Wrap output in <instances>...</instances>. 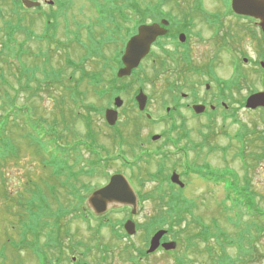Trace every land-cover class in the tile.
Listing matches in <instances>:
<instances>
[{
  "label": "rangeland",
  "instance_id": "obj_1",
  "mask_svg": "<svg viewBox=\"0 0 264 264\" xmlns=\"http://www.w3.org/2000/svg\"><path fill=\"white\" fill-rule=\"evenodd\" d=\"M110 1L68 0L65 9L60 12L55 11L58 15L49 17L54 22L49 34L50 39L47 41L33 37V41L29 43L31 54H23V62L27 63L28 68L33 66L40 70L36 72V80L31 78L32 89L24 88L27 82L25 78H23L25 81L19 82L24 71L20 70L18 58L9 55L5 46H3L5 51H0L4 54L0 57V264H41L36 251L23 245L16 247L12 245L20 241V224L17 215L13 213L16 214L23 209V206L14 203L12 199L21 197L26 200L31 197V190L38 191V189L48 196L54 206L57 201L65 203L67 199H71L74 204V210L63 220L64 230L69 231L68 237L64 238L63 250L70 256L82 255L90 264H178L180 257L185 256V239L182 242L176 240L171 231L168 235L172 240L177 241V248L171 252L156 251L147 256L145 252L149 248L153 233L141 227L157 214L160 205H164L157 200L162 196L153 199L151 194L153 195L152 192L155 191L158 195V189L167 190L170 194L172 188L169 184L173 170L184 175L182 180L186 186L182 190L179 187L175 189L189 200L185 203L178 202L177 209L184 214L188 212V206L192 209L182 226L188 227L189 234L196 233L201 228L204 230L205 225L211 228H206L211 235L219 232L220 229L224 232V235L219 237L216 234L218 240L215 237L210 242L198 241L197 245H192L194 251L191 249L189 254L192 259L186 261V264H213L210 256L205 252L207 247H213L216 252H220L219 248H221L222 253V247L225 246V252L233 260L244 259L245 250L249 248L256 254L264 255V232L260 234L253 230L251 233L250 230L256 218L251 217L248 209L242 207V204L239 205L241 209L233 208L232 202L226 199L224 182L210 180L224 176L229 179L228 181L234 182L235 188L239 186L237 188L251 189V194L255 196L256 202L261 203V209L264 211V111L247 109L244 104L251 93L264 90V71H260L259 68L256 70L252 60L257 55L260 45V42L256 43L254 36L256 34L261 37L263 33L252 19L251 21L234 19L228 15L222 16L227 28L230 27L235 35V40H232L231 44L240 54L236 55L240 56L242 77L240 80L233 79L234 69L226 55V50L223 49L220 55L222 63L216 68V74L221 81L217 82H221V86L227 88L237 86L233 91L226 92L227 96L224 98L231 106L229 115L232 116L233 109L236 108L235 117L217 115L209 121V118H205L207 115H203L204 118L189 119L185 127L173 128V130L170 122L152 123L142 119L140 124L144 139H148V133L163 134L164 142L156 145L151 143L144 146L137 145L135 149V155L141 154L146 162L133 173L135 180L140 178L142 182V184L137 183L143 197L139 212L135 216V221L139 223L137 232L130 236L124 231V235L119 233L122 237L114 233V227L117 232L123 227L122 222L127 215V210L123 207L110 211L111 224L110 226L103 224V228L101 222L92 221L86 211L87 216H82L75 210V204L80 202L81 205L85 204L88 195L108 180V175H104L103 167L105 166L108 173L116 168L113 164L116 163L115 160L111 161L109 166L106 162L108 159L103 160V158L116 156L121 152L119 148H113V139L109 137L112 129L107 127L104 117L105 107L109 105L110 99L106 94L103 95L104 98H99L93 90L94 75L104 81L98 88H105L110 82L112 67L118 64L117 43H122L121 41L127 38L131 30H134L133 22L124 24L122 33L121 30L118 32L113 30L112 32H116L117 36L121 34L118 41L107 40L106 34L102 35L104 30L98 25L101 16L97 6L98 9L99 7L106 9L111 5ZM138 1L147 4L151 0ZM178 1L195 2V0ZM203 3L210 12L218 11L222 14L229 12L225 6L226 0H203ZM170 8V5L165 6V11ZM32 12L25 14L28 21L24 20L22 24L24 30H15L17 43L25 41V30L29 28L31 21L34 34H39L41 37L40 34L44 33L45 27L44 14L55 13L51 10H46L44 13ZM3 13L5 15L0 16V41L6 45L9 44L6 36L8 28L3 20L8 19L9 12ZM197 29L201 30L205 38H209V46L205 43L203 50L208 51L211 56L218 42L216 39L211 40L213 31L210 25L206 26L200 21L197 23ZM102 52L105 57H102ZM86 55L90 57L84 62L87 76L81 78V73L74 71L68 61L80 62L81 57ZM244 57L248 58L247 62L242 60ZM47 59L49 62L45 65ZM45 68L47 71L54 69L63 71L61 82L53 84V80L46 76V71L43 72ZM28 75L33 77V72L29 71ZM134 78L137 77L126 82H132ZM41 80L45 82L41 83ZM48 81L52 82L50 86L46 85ZM154 84L157 86L159 81L155 79L151 82L150 79L145 81L144 85H140L151 94L150 108L158 115L161 110L165 111L161 103L165 96L164 89H156ZM213 86L216 91V84ZM129 106V112H132L129 117L132 118L136 113L133 105L129 104ZM85 117L91 120V129L86 126ZM53 118L58 119L60 123L58 129L61 135H58L59 131L51 123ZM123 121L119 126L127 123ZM133 126L134 122L130 121L128 125L125 124L124 129L129 130ZM187 132H189L188 138L181 139L180 137L187 135ZM52 134H56L58 140L50 143ZM171 136H178L179 141L172 142ZM61 141L69 148L65 150L71 152L69 154L71 162L68 166L78 167L74 172L64 173L65 176L61 175L62 172L58 174L55 170H50L48 164L44 163L43 155L37 150V148H45L47 152L48 147L53 146L55 151L57 143ZM161 144L164 145L155 154L152 150H156ZM125 150L130 153L134 151L132 148ZM148 151L151 155L147 154ZM64 152L66 151H61ZM86 165L89 167L84 170ZM204 173L206 176L203 175ZM70 174L76 175L75 178H68L67 175ZM161 178L164 179L163 182ZM74 181L78 188L72 185ZM50 189H53L55 196H52ZM258 221L262 222V218ZM243 232L246 235L242 234ZM84 243L90 245L91 249L86 250L85 246H82ZM106 246L109 247L107 249L109 252H101L100 248ZM72 248L75 250L74 253ZM132 255L135 256L134 259L130 258ZM256 257L259 259L256 258L253 264L264 263V259H261L264 258L263 256L257 254ZM68 258L65 255L64 264H70ZM183 259L182 262L185 261V257ZM53 264H55L54 258Z\"/></svg>",
  "mask_w": 264,
  "mask_h": 264
},
{
  "label": "flooded vegetation",
  "instance_id": "obj_2",
  "mask_svg": "<svg viewBox=\"0 0 264 264\" xmlns=\"http://www.w3.org/2000/svg\"><path fill=\"white\" fill-rule=\"evenodd\" d=\"M67 1L0 0V16L5 15V13L3 12H9L7 14L8 19H4L3 21L6 27L10 29L9 32L12 38L13 36H15V30H22V24L24 20L26 22L28 21L26 17L27 14L31 13L32 11H39L44 13L46 10H51L52 12H60L65 9ZM29 2H35L39 4L32 6L29 5ZM153 5L154 9L152 11L148 10L147 8L144 9V14L140 20V24H152L158 22L166 29L165 34L160 35L153 42V44L151 45L150 52L141 60L137 69L132 70L131 75H129L128 77H124L119 81H114V79L112 78L108 83L106 90H103V92L108 95V99H110V102L108 101L109 105L105 107V110L107 108L117 110V123L112 126L107 124V127L112 129V131L110 130L109 137L113 139V148H119L121 152L119 153V155H111L110 157V162L108 164L109 166H111V161L113 162L115 160L116 163H113L114 166H116L115 169L111 170L108 173V171L105 169V166L103 167V170L105 172L104 175H108V180L98 186V188L104 186L113 175H125L127 179L131 182L133 187L136 189L138 194L137 212L133 213L132 206L110 204L108 205L107 210L105 212L97 213L95 211V208L92 207V205L88 201L89 195L85 204L81 205V202L75 204V210H77L80 215H88L92 221H95V223L101 222L102 228L103 224L104 226H110L111 224L110 211H115L119 207L125 208L127 210V215L125 217L124 222H122L123 227L119 232H117L114 227V233H120L122 235H124V231L126 235L128 234L125 225L129 220L135 222L136 227L138 229L139 223L135 221V216L139 212L141 203L140 201L143 200V197L141 195L142 190L138 188L137 181L135 180L133 173L135 169L139 170V168H141L140 166H142V164L145 165L146 162L145 159H142L143 156L141 154L137 156L135 155V149L137 148V145L144 146L145 144L149 145V143H151L152 145H156L162 141L164 142L163 134L148 133V139H144L145 136L142 133L143 131H141L142 126L140 124L142 119H145L147 120V122L152 123L170 122L173 130V128L176 129L178 127H185L189 119H197L199 117L204 118L203 115H207V117L205 118H209V121L210 119L213 120L214 118H216L217 115L228 118H231L232 116L235 117L236 108L233 109V115H229L228 111L231 109V106L225 102L224 98L227 96L226 92L233 91L234 89H236L237 86L234 85L235 87L231 88L228 85L229 88H227L225 86H221V82H217L221 81V79L216 74V68L222 63L220 55L223 52V49L224 51L226 50L227 54L225 52L224 53L228 55L227 57L233 66V79L240 80L242 77L240 71L241 63L239 61L240 56L236 55L238 53L234 49V45L231 44L232 40H235V35H233L234 33L232 32L230 27L227 28L226 23H224V21L222 20V16L228 15L229 17H232L234 19H252L254 23L259 26V19L254 17L249 18L247 16H241L239 14H236L231 7V0H226L225 6L229 10V12H224V14L218 11H208L207 8H205L204 6L203 0L202 3H168L171 8L167 11H165L166 9L164 7L166 6V4L163 6L159 4ZM158 6L160 7L159 9ZM58 12L52 13V15L57 16ZM11 17H16L17 19H9ZM163 19L168 20V23L164 24L162 22ZM200 21H202L206 26L210 25L211 30L213 31L211 40L213 41L216 39L218 42L217 45L215 44L214 52L211 56L208 54V51L203 50L204 44L207 43L206 46H209L210 40L209 38H205L202 35L200 29H197V23H200ZM222 28H224V30ZM260 30L262 31L261 27ZM26 32L27 44L25 43L24 45V41H22V43H17V39L13 38L12 42H15V44H19V47L15 46L11 54L13 55V57L18 58V61L20 62V70H25V72L28 74L29 71L33 72V66H30V68L27 67V63L23 62V54H31L29 49V43L33 41L32 21L29 28L26 29ZM136 32L137 29L131 31V34L125 40V45L128 38ZM193 33L195 34L193 35ZM254 38L255 41H257L256 43L260 42V45H258L259 51H257V55L254 56V59H251L253 60L254 65L256 66L255 69L259 68L260 71H264V34L261 37L255 34ZM121 42L122 43H119L120 49L123 45V41ZM242 60L244 62H247L248 58L244 57ZM135 76L137 78H134L132 82H126V80H132ZM150 79L151 82H153L155 79L159 81V84L157 86L156 84H154V87L156 89H164L165 99L161 100V103H163L165 111L161 110V113H159L158 115L150 108L151 94H149L147 90H145L142 86L144 85L145 81ZM138 82L142 85L138 84ZM32 84L33 81H30L29 89H32ZM213 84H216V91ZM142 90L147 95V104L144 110H141L139 108V104L137 101V96ZM95 91L96 94H98L97 91L101 92L99 88H95ZM257 91L260 92L264 90ZM117 97H119L122 101L120 106L116 105ZM129 104L133 105V110L136 113V115L134 117L132 116V118L129 117V115L132 114V112H129ZM197 104L205 106V110L202 113L195 112L194 106ZM262 110L264 111V109ZM123 117L125 118V120ZM123 120L127 122L125 123L127 125L130 121L134 122V126L132 127V129L125 130V124L119 126L121 125V121ZM188 133L189 132H187V135H184L180 138H188ZM171 141L178 142V136H171ZM162 145L164 144H161L156 148V150L153 149L152 151L157 154L161 150ZM129 148H132L134 151L130 153L125 150H129ZM147 154L151 155L150 152ZM179 174L181 178L184 177V175H182L181 173ZM172 185L174 187H179L177 184ZM169 187L171 186L169 185ZM172 199H174V197L170 195L162 196V200L164 201ZM157 200H161V198H158ZM85 211L87 215L85 214ZM157 230L153 232L152 236ZM168 234L169 231L167 229V233H165V235L161 239L162 243L172 241L171 237H169L170 235ZM120 237L122 236L120 235ZM95 246H97V243L95 244ZM107 249H109L108 246L102 247L100 248V251L105 253L106 251H108ZM161 250L164 249L162 246H159L156 251ZM145 254L149 256L152 253H147L146 250ZM145 254L143 255L145 256ZM53 256L55 264H64L65 252L63 248L58 254V258L55 257L56 254H54ZM130 258L134 259L135 256L132 255ZM85 262L87 261H85L84 256L82 255L77 256L72 254V256H70V264H84Z\"/></svg>",
  "mask_w": 264,
  "mask_h": 264
},
{
  "label": "trees",
  "instance_id": "obj_3",
  "mask_svg": "<svg viewBox=\"0 0 264 264\" xmlns=\"http://www.w3.org/2000/svg\"><path fill=\"white\" fill-rule=\"evenodd\" d=\"M169 1H174V0H157L155 4H159L163 6ZM175 1L177 3L180 2L178 0H175ZM102 2H106V0H102ZM195 2L202 3V0H195ZM109 3H111V5L106 9H102L100 7L98 9V6H97V11L99 13V16H101L99 23H100L101 28L104 30L102 35L106 34L107 40H110V39L115 40L117 38V34L116 32H112V31L115 30L118 32L122 30V26L124 23H129V22L131 23L133 21V18H136L137 22H139L138 21L139 18L140 17L142 18L144 14L141 12V11H144L142 9L147 8L148 10H151V11L154 9V5H153L154 0L149 1L148 2L149 4H147L145 8L141 7V3L138 0H111ZM117 4L121 7L117 6ZM159 8L160 7L158 6V9ZM46 27H47L46 30H50L51 24L49 23ZM9 45H10V42L9 44L8 43L6 45L4 44V46L7 48V51L10 50ZM0 46L2 47V44ZM2 55L4 54L0 52V57H2ZM88 58L90 57L86 55L84 57H81V59L79 60L80 62L68 61V63L71 65L74 71H79L81 73V78H84L85 76H87L86 75L87 73L84 69V62ZM45 62H47L45 64L47 65L49 60L47 59V61ZM38 71L40 70H38L37 68H34L33 77H32L33 80H36V77H37L36 72ZM45 71H46V76L48 77V79L53 80V84H55V82H61V79L63 77V72L61 70L47 71L45 68L44 73ZM24 77L25 79L27 78L26 80L27 82L24 85V88L28 90L31 77L28 76V74L25 72H24ZM71 78H73V76ZM93 79L96 85H99L101 82H103L101 77L97 75H94ZM40 82L44 83L45 81L41 80ZM51 83H52L51 81H48L46 85L50 86ZM9 115L10 114H8V117ZM35 115H37V113ZM62 115L63 117H65L63 111H62ZM64 120L65 119H63V121ZM84 120H85L86 126L89 129H91L92 127L91 120L88 117H85ZM45 123L48 124L47 122ZM51 123L53 124L54 128L59 131L58 128L60 127V123L58 119L53 118ZM62 125H65V124H62ZM58 135H61L60 131ZM39 138L42 139V137H39ZM57 140H58L57 135L52 134V137L50 138V143L56 142ZM66 145L67 144L65 142L61 141L57 143L55 151L53 150L54 149L53 146H49L47 149V152L44 150L45 148H37L38 152L42 154L44 157V163L48 164L47 167H50V170L52 169L55 170L58 174L62 172L61 173V175L63 174L62 176H65L64 173H70V172H74V170H77L76 168H74V166H68V164L71 162L69 158V154L71 152L70 151L67 152V150H65V149H69ZM59 150L66 151V152L61 153V151ZM46 157H48L47 160H46ZM54 164H56L57 167ZM203 175L206 176V173H204ZM75 176L76 175H73V174L67 175V177L70 179L75 178ZM87 176L91 177L92 175H87ZM160 180L161 182L164 181L163 178H161ZM210 180H214L216 182H219V181L224 182L226 185V199L232 202L233 208L241 209L239 205L242 204L243 205L242 207L245 206V208L248 209V214L251 217L256 218V222H254V225L252 226V228H250V230H252L251 233H253V230L258 231V233L260 232V234L264 232V214H263L264 211H262L261 209V203L256 202L255 196L251 194V189L245 188L244 190L242 188H237L239 186L235 188V186H233L234 182L232 180L228 181L229 179L227 177L225 178L224 176L214 177L213 179H210ZM136 181L139 184H142L140 178H137ZM75 182L76 181H74L72 185L78 188ZM170 186L172 188L170 190V194L167 192V190L159 191V189L157 191L158 195H156L155 191L152 192L154 193L153 195L151 194V197L153 199H156L157 196H164V195L173 196L174 199L164 201L161 198V200H159L158 202L163 203L164 205L163 206L160 205L158 207L159 210L157 214L152 216L150 221H146L144 224H142L141 227L145 228L148 232H151V234L157 228L164 227V228H167L169 232L172 231L174 233L176 240H180L182 242L185 239L186 241V245H185L186 252L184 253L185 261L182 262V260H184L183 259L184 257H180L181 259L178 260V264L179 263L186 264V261L192 259L191 256L189 255L191 249L194 251V249L192 248L193 247L192 245H195V244L197 245L198 241L210 242V240L215 237H216V240H218L217 235L218 237L221 235H224V232L220 229L219 232L218 231L214 232L211 235L208 230L211 228L205 225V227L208 228V229L204 228L205 231L203 230V228H201V230L197 231L196 233L189 234L188 227L187 228L183 227L182 224H183V221L187 219V215H189L192 209H189V206H188V212L186 214H184L182 211L177 209L178 202L185 203V202H188L189 200L181 196L180 195L181 193H178V191H176L175 187L172 184H170ZM69 188L70 190H72L71 187ZM159 188H160V185H159ZM179 189L182 190L181 188ZM40 190L41 189H39L38 191L34 190V192L31 193L32 194L31 197L27 198L26 200L22 199L21 197L17 199L14 198L13 200L10 197L14 203L16 204L18 203L21 206H23L22 211L19 210V212H17L16 214L13 213L15 216L17 215V219L19 220L20 241L18 243L15 242L12 245L15 247L23 245L25 247L31 248L32 250L38 253V257H39L41 264H53V258H52L53 255L56 253L55 257L58 258V254L61 252V249L64 248V245H63L64 238L68 237L69 235V231L64 230L65 224L63 220L66 219L65 216L71 213L70 212L71 210H68V208L64 207L63 204L59 201H57V204L54 206L53 203L50 202V200L46 198L45 194H43L42 191L40 192ZM50 190H51L52 196H55V192H53V189H50ZM261 218H262V222H259L258 220H261ZM188 223H190L189 220H188ZM215 228L217 227L215 226ZM242 234H245V233L243 232ZM82 246H85L86 250L91 249V246L86 245L85 243ZM218 246H220V244H218ZM224 248L226 249V247L225 246L222 247V253H221V248H219L220 252H216L214 251L213 247H207L205 252L208 253V255L210 256V260L211 262H213V264H253V261L257 258L256 257L257 254L258 256L264 257V255L259 254V253L256 254L254 250H251L249 248L248 250H245L244 259L239 258V259L233 260L231 256L227 255ZM74 251L75 250L72 249V253H74ZM65 255L66 257H69L68 252H65ZM261 259H264V258H261Z\"/></svg>",
  "mask_w": 264,
  "mask_h": 264
},
{
  "label": "water",
  "instance_id": "obj_4",
  "mask_svg": "<svg viewBox=\"0 0 264 264\" xmlns=\"http://www.w3.org/2000/svg\"><path fill=\"white\" fill-rule=\"evenodd\" d=\"M29 5L35 6L39 3L29 2ZM233 10L244 16L254 17L260 20L259 25L264 32V0H231ZM167 24V20H162ZM166 29L158 22L152 24H142L138 28L137 34L132 36L125 48V53L122 57L124 66L118 70L120 77L128 76L132 70L139 66L141 60L149 53L152 43L159 35L165 34ZM137 101L141 110L145 109L147 103V96L143 91L137 96ZM122 103L119 97L116 98V105L120 106ZM246 107L250 109H257L264 107V91L256 92L248 96L246 100ZM196 113H202L205 106L197 104L194 106ZM117 110L108 109L106 111V119L110 125H114L117 121ZM171 181L184 187L183 181L177 172L172 173ZM89 203L95 208L97 213H103L107 210L108 205H129L133 207V213L137 212L138 196L124 175H113L109 183L94 191L89 197ZM125 228L128 234L133 235L136 232L135 222L127 221ZM166 230L160 229L150 239V245L147 253L156 251L160 245L166 250H172L177 247L176 241H169L161 243L162 237L165 235ZM88 264V263H85Z\"/></svg>",
  "mask_w": 264,
  "mask_h": 264
}]
</instances>
